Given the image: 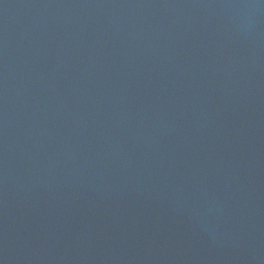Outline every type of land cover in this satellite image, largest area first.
Wrapping results in <instances>:
<instances>
[{
    "label": "water",
    "instance_id": "obj_1",
    "mask_svg": "<svg viewBox=\"0 0 264 264\" xmlns=\"http://www.w3.org/2000/svg\"><path fill=\"white\" fill-rule=\"evenodd\" d=\"M0 264H264V0H0Z\"/></svg>",
    "mask_w": 264,
    "mask_h": 264
}]
</instances>
